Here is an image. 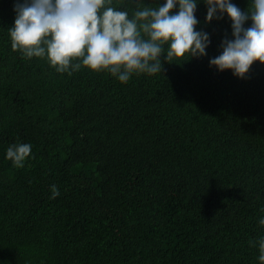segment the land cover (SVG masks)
I'll list each match as a JSON object with an SVG mask.
<instances>
[{"label": "trees", "instance_id": "obj_1", "mask_svg": "<svg viewBox=\"0 0 264 264\" xmlns=\"http://www.w3.org/2000/svg\"><path fill=\"white\" fill-rule=\"evenodd\" d=\"M13 4L0 0V264H260L264 65L209 66L229 19L206 23L198 3L206 55L121 83L12 49ZM15 142L32 145L22 168L4 156Z\"/></svg>", "mask_w": 264, "mask_h": 264}, {"label": "clouds", "instance_id": "obj_2", "mask_svg": "<svg viewBox=\"0 0 264 264\" xmlns=\"http://www.w3.org/2000/svg\"><path fill=\"white\" fill-rule=\"evenodd\" d=\"M135 3L136 10L129 15L113 6V0H14L15 18L7 29L11 47L26 58L46 59L58 73L71 75L84 67L126 83L133 74L162 72L161 56L180 64L206 55L210 35L197 28L195 15L197 4L203 3L206 23L226 16L231 27V38L221 40L209 66L242 79L254 62L264 65V0H250L243 11L233 0ZM31 153L30 143L15 142L7 146L4 156L22 168ZM50 188V198L60 194L55 184ZM259 224L264 226V217ZM258 249L257 260L264 264V235L259 237Z\"/></svg>", "mask_w": 264, "mask_h": 264}]
</instances>
